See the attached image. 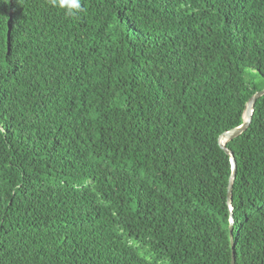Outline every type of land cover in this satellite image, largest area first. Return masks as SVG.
<instances>
[{
    "label": "trees",
    "instance_id": "1",
    "mask_svg": "<svg viewBox=\"0 0 264 264\" xmlns=\"http://www.w3.org/2000/svg\"><path fill=\"white\" fill-rule=\"evenodd\" d=\"M82 4L0 0V264H264V0Z\"/></svg>",
    "mask_w": 264,
    "mask_h": 264
},
{
    "label": "water",
    "instance_id": "2",
    "mask_svg": "<svg viewBox=\"0 0 264 264\" xmlns=\"http://www.w3.org/2000/svg\"><path fill=\"white\" fill-rule=\"evenodd\" d=\"M262 95H264V88L261 90L256 91L254 94H252L249 99L246 102L245 110H244V121L242 124L235 126L231 128L230 130L224 131L220 136H219V144L223 150L230 155L231 157V162L233 166V171L230 175L229 178V183H228V188H227V202L228 204L232 203V191H233V182L236 174V160L234 157L233 151L227 146L228 141L232 140L233 138L239 136L242 132H244L249 126L252 121V116L254 113V106L255 102L257 101L258 98H260ZM233 218L230 220V225H229V236H230V242L233 247V235H232V223H233ZM234 262V259H232V264Z\"/></svg>",
    "mask_w": 264,
    "mask_h": 264
},
{
    "label": "clouds",
    "instance_id": "3",
    "mask_svg": "<svg viewBox=\"0 0 264 264\" xmlns=\"http://www.w3.org/2000/svg\"><path fill=\"white\" fill-rule=\"evenodd\" d=\"M49 4L54 8L63 10L66 17L73 19L79 18L80 14L86 11L82 0H49ZM231 204L229 206L232 209Z\"/></svg>",
    "mask_w": 264,
    "mask_h": 264
},
{
    "label": "rangeland",
    "instance_id": "4",
    "mask_svg": "<svg viewBox=\"0 0 264 264\" xmlns=\"http://www.w3.org/2000/svg\"><path fill=\"white\" fill-rule=\"evenodd\" d=\"M231 160V159H230ZM232 163V162H231ZM232 168H233V166H232ZM230 210H231V208H230Z\"/></svg>",
    "mask_w": 264,
    "mask_h": 264
}]
</instances>
